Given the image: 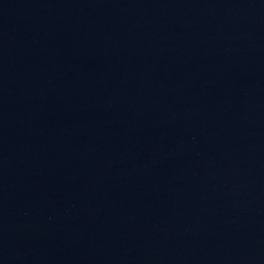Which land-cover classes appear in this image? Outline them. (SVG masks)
<instances>
[{
  "label": "water",
  "instance_id": "water-1",
  "mask_svg": "<svg viewBox=\"0 0 264 264\" xmlns=\"http://www.w3.org/2000/svg\"><path fill=\"white\" fill-rule=\"evenodd\" d=\"M0 264H264V0H0Z\"/></svg>",
  "mask_w": 264,
  "mask_h": 264
}]
</instances>
